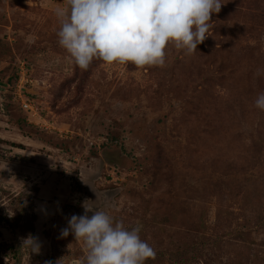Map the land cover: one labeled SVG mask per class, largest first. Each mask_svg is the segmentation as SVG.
<instances>
[{"label":"rangeland","instance_id":"1","mask_svg":"<svg viewBox=\"0 0 264 264\" xmlns=\"http://www.w3.org/2000/svg\"><path fill=\"white\" fill-rule=\"evenodd\" d=\"M222 3L193 54L84 70L58 43L67 0H0V264H85L60 235L85 201L141 227L146 264H264V0Z\"/></svg>","mask_w":264,"mask_h":264},{"label":"clouds","instance_id":"2","mask_svg":"<svg viewBox=\"0 0 264 264\" xmlns=\"http://www.w3.org/2000/svg\"><path fill=\"white\" fill-rule=\"evenodd\" d=\"M223 5L222 0H67V7L55 13L60 24L58 43L84 70L95 59L163 66L170 42L186 54L197 50L209 37L212 16ZM255 106L264 111V92ZM88 202L82 205L85 214L72 215L60 233L62 238L71 234L83 242L85 264H146L155 259V250L140 237V226L126 228ZM23 243L39 253L36 239L30 236Z\"/></svg>","mask_w":264,"mask_h":264},{"label":"crops","instance_id":"3","mask_svg":"<svg viewBox=\"0 0 264 264\" xmlns=\"http://www.w3.org/2000/svg\"><path fill=\"white\" fill-rule=\"evenodd\" d=\"M35 239L38 241L39 245L42 243V246H44V251L40 249L38 256L48 258L51 253V247L49 246L50 244L48 240L44 237V234L40 235L39 233H36Z\"/></svg>","mask_w":264,"mask_h":264},{"label":"built area","instance_id":"4","mask_svg":"<svg viewBox=\"0 0 264 264\" xmlns=\"http://www.w3.org/2000/svg\"><path fill=\"white\" fill-rule=\"evenodd\" d=\"M34 102H35L34 98H22L21 99V107L24 109L26 113L29 114V117L32 115H36L37 113L34 108V104H35Z\"/></svg>","mask_w":264,"mask_h":264},{"label":"trees","instance_id":"5","mask_svg":"<svg viewBox=\"0 0 264 264\" xmlns=\"http://www.w3.org/2000/svg\"><path fill=\"white\" fill-rule=\"evenodd\" d=\"M25 122H26V120H25ZM26 124H27V122H26ZM13 146H15V147H17L19 149H22V150L24 149L23 145H13ZM6 222H7V220H6ZM31 236H32V238H34V230H32Z\"/></svg>","mask_w":264,"mask_h":264}]
</instances>
